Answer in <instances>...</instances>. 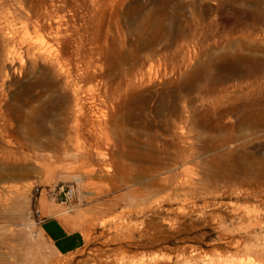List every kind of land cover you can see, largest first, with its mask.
<instances>
[{
	"label": "rangeland",
	"instance_id": "obj_1",
	"mask_svg": "<svg viewBox=\"0 0 264 264\" xmlns=\"http://www.w3.org/2000/svg\"><path fill=\"white\" fill-rule=\"evenodd\" d=\"M61 1L68 27L101 58L108 79L125 86L152 66L156 82L135 80L123 98L110 92L94 135L78 133L69 97L53 99L45 117L31 114L33 128L49 133L40 150L0 138V264H264V0ZM6 70L0 99L23 105L20 93L37 77L9 80ZM183 128L186 145L171 140ZM98 147L112 167L91 175L80 162L90 151L95 159ZM68 185L76 189L73 227L86 245L60 255L33 217Z\"/></svg>",
	"mask_w": 264,
	"mask_h": 264
},
{
	"label": "bare ground",
	"instance_id": "obj_2",
	"mask_svg": "<svg viewBox=\"0 0 264 264\" xmlns=\"http://www.w3.org/2000/svg\"><path fill=\"white\" fill-rule=\"evenodd\" d=\"M59 1L61 0H0V70L7 68L6 76L9 80H20L23 78H31L32 76L37 77L31 86L26 87L20 93L21 97H25L24 95L28 96V99L25 98L26 100L24 101L23 105L17 107L12 106L9 104L7 100L8 96L6 95L4 99H0V138L6 139L7 142L14 147H23L22 141L25 140L30 142L26 143L28 146H30L29 144H31V146L35 145L39 147V150L45 146L41 138L47 136L49 133L44 128H42V130H35L33 128L35 119L33 115L31 116V114L35 112L38 113L40 110H42V117H45V115H47L46 106L53 99H56L58 102L62 103L64 101L67 102V99L72 97L73 116H75L78 133L84 127L85 130L86 128L90 129V134H93L91 132H94L95 130L91 131V129L99 125L101 126L102 120L107 115V111L103 106L107 103L110 92L112 94L115 92L120 93L123 89L129 92L130 89L135 87V80L141 84H148L149 86L155 85L154 83L156 82L155 78L153 77L154 73H152V66H147V69L145 70L146 72H143L139 78H136V76H133L132 74L133 77L129 79L128 85L125 86L122 83L123 81L114 83L112 82V79H108L112 75L103 71V63L101 58H99L92 50H89L81 38H77L75 29L68 27V22L66 21L65 16L61 14V6ZM61 2L65 7H72L71 4L67 3V0H63ZM1 74L5 75V73ZM94 82L97 89H94V87L91 85V83ZM104 84L106 85V90L105 94L103 95L101 87ZM122 94L120 95V98L122 97ZM119 99H115L116 103ZM122 102L119 103V105L114 106L116 113L122 109L124 103ZM35 103L37 105L33 106ZM26 107L29 108V113H26ZM113 117H115V115ZM94 134L96 133L94 132ZM186 134L184 128L180 132H174V136L172 135V138L167 133V135L173 141L182 139V142H185L184 145L188 143V136ZM79 135L80 134H78V136ZM159 138L160 137H158V139ZM116 145H118V143ZM127 145L128 143L123 144V151L121 150L123 152L121 153L123 156L128 155L129 150ZM103 147L105 148V146ZM162 147L163 148L161 149H164L166 148V145H162ZM101 150L103 149L101 148L99 151L97 150L98 152H95V159L93 158L91 151L84 153L82 150L84 153L82 155H84V157L81 158L80 165H88L86 167L90 166L87 172H89L91 175H96L97 173L101 174V172L106 171V169L109 170L110 167H112L111 163L107 162L109 158L107 150H103V152H101ZM9 153H12V151ZM27 158L25 156V166L35 169L37 167L35 162L32 161L30 157L28 159ZM52 175L53 170H48L43 179L44 185L48 186L50 184ZM5 177L6 176L0 174V180L4 179ZM246 262L247 264H251L255 261L253 262V260L249 259Z\"/></svg>",
	"mask_w": 264,
	"mask_h": 264
},
{
	"label": "crops",
	"instance_id": "obj_3",
	"mask_svg": "<svg viewBox=\"0 0 264 264\" xmlns=\"http://www.w3.org/2000/svg\"><path fill=\"white\" fill-rule=\"evenodd\" d=\"M39 208L42 215L47 218L39 228V235L56 253L71 255L84 248L86 238L82 231L74 229V215L65 213L62 206L51 200H42Z\"/></svg>",
	"mask_w": 264,
	"mask_h": 264
},
{
	"label": "built area",
	"instance_id": "obj_4",
	"mask_svg": "<svg viewBox=\"0 0 264 264\" xmlns=\"http://www.w3.org/2000/svg\"><path fill=\"white\" fill-rule=\"evenodd\" d=\"M44 190V188H43ZM76 196V189L72 185L60 186L57 190L53 192V201L62 206L65 213L71 214L74 212V200ZM34 225L37 230L40 226L47 220L46 217L42 215L40 208L34 210ZM37 230L34 235H37Z\"/></svg>",
	"mask_w": 264,
	"mask_h": 264
}]
</instances>
